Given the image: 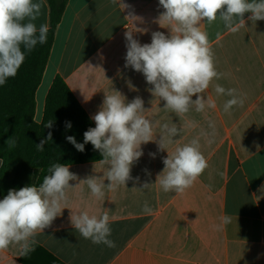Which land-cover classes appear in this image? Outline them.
Wrapping results in <instances>:
<instances>
[{"label": "crops", "instance_id": "0c3cea01", "mask_svg": "<svg viewBox=\"0 0 264 264\" xmlns=\"http://www.w3.org/2000/svg\"><path fill=\"white\" fill-rule=\"evenodd\" d=\"M121 3L128 7L122 8L119 0H68L36 90L35 120L41 122L46 95L59 75L90 118L101 109L105 94L118 91L126 102L140 97L144 115L154 126V140L141 145L143 155L132 166L133 179L115 191L105 189L103 200L80 181L93 175L105 179L108 166L99 161L68 165L78 177L70 184L77 186L68 190L61 215L35 236L28 258L37 264H264V20L250 21L246 14L245 27L235 33L219 20L202 24L216 69L223 74L203 93L215 100L216 108L193 109L180 117L164 109L165 102L153 96V86L142 73L125 67L126 32L141 45L151 43L153 32L170 35L158 22L164 9L159 0ZM35 23L50 26L47 0ZM216 84L243 94V106L225 113L229 97L217 95ZM209 121L216 129L211 144L201 135L211 132ZM164 123L181 129L167 146L169 153L198 138L208 161V168L183 194L164 192L156 183L168 155L158 147ZM144 183L152 185L141 189ZM145 202L152 208L150 215L142 211ZM82 211L97 216L109 212V239L116 247L94 244L74 229L70 217ZM225 215L231 222L214 227ZM23 256L19 246H10L0 251V264H26Z\"/></svg>", "mask_w": 264, "mask_h": 264}, {"label": "clouds", "instance_id": "9594fccd", "mask_svg": "<svg viewBox=\"0 0 264 264\" xmlns=\"http://www.w3.org/2000/svg\"><path fill=\"white\" fill-rule=\"evenodd\" d=\"M119 2L122 8L128 7L121 0ZM159 5L164 11L158 22L161 27L170 30V35L153 32L151 43L141 45L133 38L132 32H126L125 67L142 73L146 82L153 86V96L163 100L164 109L177 116L183 117L193 109L203 112L206 106L216 108L215 100L206 99L203 93L214 79L218 80L223 74L216 69L209 33L202 28V24L207 22L212 25L219 20L227 31L235 33L245 27L246 14L250 21L264 20V0H159ZM43 7L44 0H0V86L17 75L26 53L37 44L47 42L48 24L38 27L35 23ZM215 92L229 97L223 105L225 113L230 114L234 106L242 107L245 102L246 97L238 94L235 88L226 89L216 84ZM145 111L140 97L126 102L124 96L114 91L113 94H105L101 109L91 117L95 127L84 132V143H77L74 136L66 137L80 152L85 150V144L91 143L102 156L99 162L108 166L105 173L107 184L105 179L96 175L80 181L87 185L97 200H103L105 189L115 191L133 179L132 166L143 155L141 145L154 140V126L145 117ZM52 126L51 120L45 124L47 128ZM66 126L71 128V123ZM208 126L211 132L202 131L201 135L208 138L207 142L211 144L216 129L212 121ZM180 131L175 124H162L159 149L167 151V146L174 143ZM51 138L49 132L46 140L36 144L37 150L43 151L45 143ZM7 143L12 146L15 141L10 138ZM167 153L163 160L164 170L157 176L156 183L164 192L183 194L208 168V161L200 150L198 138ZM150 155L155 157L154 153ZM48 173L38 186L10 189L0 200V251L15 245L19 246L21 255H27L34 250L35 236L49 228L66 209L62 205L68 202V190L77 186L73 187L70 181L78 177L68 165L61 163L52 164ZM151 185L144 183L141 189H148ZM142 211L150 215L152 208L145 202ZM70 219L83 238L90 239L94 244L116 247L115 242L109 239L112 229L108 211L99 216L82 211L71 215ZM220 219L221 224L214 227L220 228L231 222L227 215Z\"/></svg>", "mask_w": 264, "mask_h": 264}, {"label": "trees", "instance_id": "16d2710c", "mask_svg": "<svg viewBox=\"0 0 264 264\" xmlns=\"http://www.w3.org/2000/svg\"><path fill=\"white\" fill-rule=\"evenodd\" d=\"M47 1L50 8L47 42L37 44L26 53L17 75L0 86V200L10 189L38 186L54 163L73 165L102 159L91 143L85 144V150L80 152L66 139L74 136L77 143H84V132L95 124L61 76L53 79L48 90L41 122L35 120L36 90L68 3V0ZM49 120L53 124L51 128L45 127ZM68 122L71 128L66 126ZM49 132L51 140L45 143L43 151H38L36 144L46 140ZM10 138L15 141L12 146L7 143ZM47 257L59 262L52 255ZM22 261L37 264L27 255L22 257Z\"/></svg>", "mask_w": 264, "mask_h": 264}]
</instances>
